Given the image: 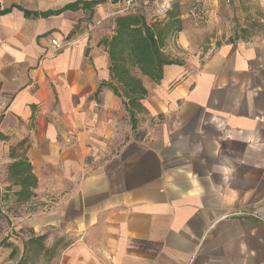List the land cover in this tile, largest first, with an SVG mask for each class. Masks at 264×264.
<instances>
[{"label": "crops", "instance_id": "0c3cea01", "mask_svg": "<svg viewBox=\"0 0 264 264\" xmlns=\"http://www.w3.org/2000/svg\"><path fill=\"white\" fill-rule=\"evenodd\" d=\"M74 1L0 0L11 8L0 14V166L21 156L32 166L22 220L67 240L51 264H264V36L213 44L184 20L164 48L183 64L159 84L142 78L133 130L100 44L123 5L47 18L15 8ZM214 7L205 29L220 20ZM74 38L43 56L50 40Z\"/></svg>", "mask_w": 264, "mask_h": 264}, {"label": "trees", "instance_id": "16d2710c", "mask_svg": "<svg viewBox=\"0 0 264 264\" xmlns=\"http://www.w3.org/2000/svg\"><path fill=\"white\" fill-rule=\"evenodd\" d=\"M125 1L127 0H110L112 4L119 6ZM134 1L132 0L127 11L114 17L111 37L100 41L108 56L110 81L107 88L124 101L133 130L137 127V115L143 112L142 101L147 97L142 78L159 84L163 79L165 67L181 66L183 62L167 55L164 48L168 43H173L177 35L183 31L187 24L186 20L195 27H205L209 22L211 12L199 0H175L173 4H170L164 16L158 18L149 16L146 12V6L152 5L157 0H139L135 3ZM101 3L100 0H77L64 5L59 10L40 13L13 7L21 10L25 17L47 18L68 11L87 10L91 12ZM121 8L117 12H120ZM10 10L11 8L0 10V14L9 13ZM191 10H194L193 15L190 13ZM12 155L11 150V158H13ZM6 171L13 180L10 186L17 188L13 192L17 202H27L34 197L33 191L37 186V180L33 175L32 166L24 156L15 158L7 166ZM6 190L10 191L11 188L8 187ZM8 198L9 196L5 197V199ZM6 221L7 216L0 209V222ZM22 232H25L27 236L22 239L20 249L6 237L0 240V249L9 250V260L19 255L16 264H36L40 259L48 264L67 247V240L63 236L54 235L53 232L35 235L30 228H25ZM52 236H54V242L48 247L46 243Z\"/></svg>", "mask_w": 264, "mask_h": 264}, {"label": "rangeland", "instance_id": "374dc122", "mask_svg": "<svg viewBox=\"0 0 264 264\" xmlns=\"http://www.w3.org/2000/svg\"><path fill=\"white\" fill-rule=\"evenodd\" d=\"M138 1L135 0L134 3ZM161 2V0H157L152 5H147V14L162 18L164 16L163 13L154 12L156 5H161ZM174 2L175 0H171L170 4ZM213 10L216 13V18L218 17L220 20L213 23L209 29L195 27L190 21L186 20V26H189L191 30H199V33L209 35L210 38L207 39L208 43L209 39L213 41V44L232 40L234 35H231V33L233 31L238 32L240 39H248L251 36H264V22L260 21L263 10L261 9L259 0H231L229 4H220L215 6ZM218 31H222V34L216 37L215 34ZM201 34L196 33V35ZM6 158L7 155H4L3 159ZM6 169L7 166H0V209L7 216L6 222H0V240L6 237V239H9L8 241H13L20 249L22 239H25L27 236L25 232H22L23 229L27 228L25 221L22 219L25 218L31 208H34L35 200L32 203L30 201L19 203L15 200L13 192L17 188L10 186L13 180L7 174ZM8 187L11 188L10 191L6 190ZM7 196L9 198L5 199ZM51 240L48 242V247L52 245L50 244ZM3 254L4 259H7L8 262L9 250L2 251L0 249V258L3 257ZM18 257L19 255L17 254L13 259L9 260L10 264H16ZM36 264H47V262L40 259ZM48 264H51V262Z\"/></svg>", "mask_w": 264, "mask_h": 264}, {"label": "built area", "instance_id": "2783aa9c", "mask_svg": "<svg viewBox=\"0 0 264 264\" xmlns=\"http://www.w3.org/2000/svg\"><path fill=\"white\" fill-rule=\"evenodd\" d=\"M203 3L204 7L208 8L211 11L213 3L219 4H229L230 0H199ZM132 0H127L123 3V7L121 8L120 12L127 11L131 6ZM190 13L193 15L194 10H191ZM79 39H66V40H50L49 45L47 46L46 50L44 51V57H49L57 54L60 50L71 47V46H78Z\"/></svg>", "mask_w": 264, "mask_h": 264}]
</instances>
